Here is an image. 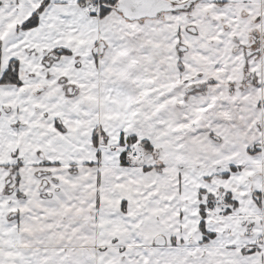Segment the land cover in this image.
Instances as JSON below:
<instances>
[{
  "label": "snow or ice",
  "instance_id": "6c2138e0",
  "mask_svg": "<svg viewBox=\"0 0 264 264\" xmlns=\"http://www.w3.org/2000/svg\"><path fill=\"white\" fill-rule=\"evenodd\" d=\"M0 264H264V0H0Z\"/></svg>",
  "mask_w": 264,
  "mask_h": 264
}]
</instances>
